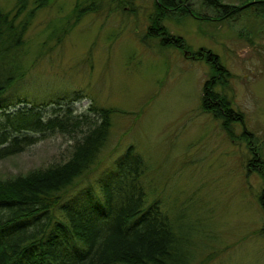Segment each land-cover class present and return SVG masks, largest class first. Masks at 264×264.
Returning <instances> with one entry per match:
<instances>
[{
  "label": "rangeland",
  "instance_id": "rangeland-1",
  "mask_svg": "<svg viewBox=\"0 0 264 264\" xmlns=\"http://www.w3.org/2000/svg\"><path fill=\"white\" fill-rule=\"evenodd\" d=\"M16 1L0 6L13 10ZM78 1L88 2L50 0L31 20L16 56L23 76L5 101L27 98L60 114L71 106L98 122L99 109H115L93 173L112 169L133 145L148 165L152 198L183 232L196 225L188 235L202 249L195 264H264L263 0H221L239 7L232 14L185 0L197 15L164 23L184 37L186 50L144 36L153 0H100L99 10L76 20ZM200 49L216 53L231 74L219 89L245 115L244 124H232L233 135L201 108L212 68L206 57L195 58ZM32 137L26 150L0 160L1 176L46 167L72 150V138L58 131ZM253 153L260 171L248 167Z\"/></svg>",
  "mask_w": 264,
  "mask_h": 264
},
{
  "label": "trees",
  "instance_id": "trees-1",
  "mask_svg": "<svg viewBox=\"0 0 264 264\" xmlns=\"http://www.w3.org/2000/svg\"><path fill=\"white\" fill-rule=\"evenodd\" d=\"M49 1L17 0L13 10L0 6V160L35 143L32 134L69 135L72 150L66 159L46 167L0 175V264H195L202 249L196 250L188 235L196 225L184 233L161 199L152 198L148 165L133 145L112 169L96 176L115 109H99L98 122L74 114L71 106L60 114L27 98L5 101L23 76L15 72L21 68L16 56L31 20ZM99 1H78L76 20L99 10ZM184 1L153 0L144 36L158 39L163 47L186 50L184 37L171 33L164 23L177 14L197 15ZM205 6L231 14L239 9L221 0H205ZM204 57L212 73L204 82L201 108L233 135L232 124H244L245 115L219 89L226 88L231 74L216 53L200 49L195 58ZM256 153L248 167L260 171ZM259 200L264 208V186Z\"/></svg>",
  "mask_w": 264,
  "mask_h": 264
}]
</instances>
